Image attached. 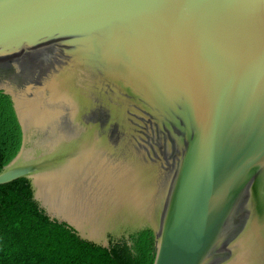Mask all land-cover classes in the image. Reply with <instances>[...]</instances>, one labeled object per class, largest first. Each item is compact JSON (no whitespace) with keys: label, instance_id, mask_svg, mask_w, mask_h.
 Instances as JSON below:
<instances>
[{"label":"water","instance_id":"obj_1","mask_svg":"<svg viewBox=\"0 0 264 264\" xmlns=\"http://www.w3.org/2000/svg\"><path fill=\"white\" fill-rule=\"evenodd\" d=\"M0 91L30 182L80 240L264 264V0H0Z\"/></svg>","mask_w":264,"mask_h":264},{"label":"trees","instance_id":"obj_2","mask_svg":"<svg viewBox=\"0 0 264 264\" xmlns=\"http://www.w3.org/2000/svg\"><path fill=\"white\" fill-rule=\"evenodd\" d=\"M22 133L9 95L0 91V170L19 151ZM154 236L144 230L109 239L107 248L80 240L51 221L33 199L30 182L0 184V264H153Z\"/></svg>","mask_w":264,"mask_h":264}]
</instances>
